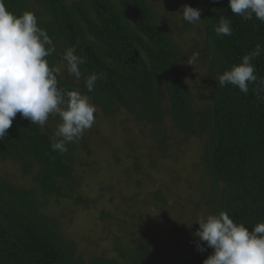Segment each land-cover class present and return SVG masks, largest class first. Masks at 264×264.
<instances>
[{"label": "trees", "instance_id": "trees-1", "mask_svg": "<svg viewBox=\"0 0 264 264\" xmlns=\"http://www.w3.org/2000/svg\"><path fill=\"white\" fill-rule=\"evenodd\" d=\"M4 4L17 16L35 13L38 26L52 38L56 51L47 59L56 69L60 87L88 95L107 118L118 120L123 110L139 126L141 137L154 146L150 165L156 163L154 152L164 157L171 148L177 159L188 141L202 142L203 170L195 184H208V193L194 206L195 212L201 207L207 215L227 212L249 231L264 223V52L252 61L258 79L247 94L231 84L220 87L218 82L257 44L264 46V22L255 16L245 21L233 14L229 0H4ZM184 5L201 9L202 21L186 22L178 13ZM221 16L230 19L231 36L216 34ZM194 30L201 41H191L189 51L199 54L200 93L187 86L184 54L172 39V33L183 36ZM71 47L85 60L79 80L68 71L62 76L57 68ZM93 73L103 76L88 92L85 78ZM59 119L50 115L41 127L17 113L5 140L0 141V162L14 164L18 174V179L0 174V264H204L212 249L201 252L198 242L181 251V228L170 222L169 232L157 233L154 239L144 232H127L129 245L115 239V257L84 259L76 241L63 234L55 213L63 203L71 209H88L97 202L78 192V173L80 166H89L87 160H94L95 165H90L94 168L101 165L97 149L102 150L103 143L93 147L91 134H83L66 145L63 155L53 151ZM167 120L172 130L166 128ZM172 133L180 143L172 144L176 137L171 138ZM103 140L111 145L109 138ZM123 144L133 171L143 173L142 158L135 154L131 140L125 138ZM112 152L114 160L119 147ZM197 170L195 164L190 173ZM171 176L178 184H193L195 178L194 174L181 178L176 171ZM141 185L137 181V188ZM149 198L159 211L171 206L162 189ZM105 218L113 216L103 212L101 219ZM175 248L178 257L166 262Z\"/></svg>", "mask_w": 264, "mask_h": 264}, {"label": "rangeland", "instance_id": "rangeland-1", "mask_svg": "<svg viewBox=\"0 0 264 264\" xmlns=\"http://www.w3.org/2000/svg\"><path fill=\"white\" fill-rule=\"evenodd\" d=\"M168 19L171 20L172 17ZM172 34V39L181 47L184 54L182 71L186 84L190 89L200 93L203 87L199 74L200 68L196 57L193 58L194 51L190 52L189 47L191 41L198 42L201 38L197 36L195 30L192 33L184 32L183 36L178 33ZM57 68L59 73L65 76L66 62L60 63ZM130 119L123 110L118 120L107 118L99 110L97 111L93 126L86 130L84 135L91 134L90 140L93 147L99 142L103 143L102 150L97 149L101 165L94 168L90 166L95 165L92 163L94 160H87L86 163H90L88 167L80 166L77 187L79 193L97 202L88 209L82 207L71 209L63 203L55 213L62 225L63 234L71 241H76L79 254L86 260L87 256L93 255L117 256L114 241L119 238L122 244L129 245L131 241L125 238L127 232H144L151 239H154L157 233L163 231L168 233L169 222L181 228L179 244L181 251H184L199 242L198 238L194 237V228L198 224L194 223L198 218L208 216L204 207H201L198 212L194 211V206L199 204L208 193V184L205 186L195 184L199 181L203 170L200 165L202 142L188 141L185 146L181 147V153L177 159H174V151L171 148L164 157H160L159 152H154L156 163L152 166L148 157L154 146L150 140L141 137L139 126ZM60 123L62 121L59 119L57 125ZM165 126L167 129H173L169 120L166 121ZM175 136L174 133L171 134V138ZM104 138H109L111 145H106ZM125 138L131 140L136 150L135 154L142 158L143 173L139 175L133 171V161L129 160L130 154L123 151ZM171 142L178 144L180 139L176 136ZM115 146L119 147L120 152L117 158L112 160L110 153ZM116 159H120L121 162L118 164ZM195 164L198 170L190 173L191 166ZM0 170V174L15 175L18 179L17 168L14 164L0 162ZM127 171L129 172L126 174ZM175 171L181 178L194 174L193 184L185 181L181 184L174 182L171 173ZM137 181H141V187L137 188ZM24 182L22 180L20 183L24 184ZM160 189L165 191L171 201V206L166 208V211L156 209L149 198L150 193ZM103 212L112 214L113 218L101 219ZM176 251L177 248L168 254L165 261L171 262L176 259L178 257L175 254Z\"/></svg>", "mask_w": 264, "mask_h": 264}, {"label": "clouds", "instance_id": "clouds-1", "mask_svg": "<svg viewBox=\"0 0 264 264\" xmlns=\"http://www.w3.org/2000/svg\"><path fill=\"white\" fill-rule=\"evenodd\" d=\"M228 7L245 21L255 16L264 22V0H229ZM178 13L190 24L202 21L199 8L184 5ZM215 32L218 36H231L230 19L221 16ZM55 51L52 38L38 26L35 13L25 11L17 16L6 9L4 0H0V141L5 140L17 113L41 127L50 115H58L62 123L54 133L51 148L62 155L68 150L67 144L81 139L93 126L97 109L90 97L78 89L59 86L56 69L47 59ZM262 52L264 46L257 44L240 64L219 76V86L231 84L247 94L249 85L258 79L252 61ZM198 55L193 53V58ZM62 61L66 62L68 73L79 80L82 76L80 65L85 60L75 54L74 47L65 50ZM102 76L103 73H93L85 78L88 92L94 90ZM194 224L199 225L194 233L200 242L198 250L212 249L204 264H264V223L249 231L222 211L218 215L200 217Z\"/></svg>", "mask_w": 264, "mask_h": 264}]
</instances>
